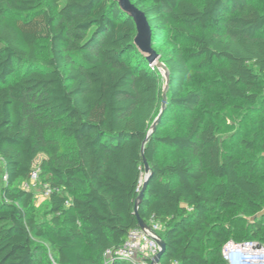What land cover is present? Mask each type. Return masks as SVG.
<instances>
[{"label": "trees", "instance_id": "trees-1", "mask_svg": "<svg viewBox=\"0 0 264 264\" xmlns=\"http://www.w3.org/2000/svg\"><path fill=\"white\" fill-rule=\"evenodd\" d=\"M132 1L147 14L153 45L170 34L190 44L158 58L171 74L167 109L195 112L186 131L160 135L164 113L146 140L165 83L115 0H0V264H128L106 252L139 227L143 147L151 175L139 214L162 224V263L225 264L229 239L264 243L263 219L229 216L261 208L264 175L255 160L243 171L219 123L201 114L190 66L194 56L213 68L228 89L224 105L264 114V8L255 0ZM263 132L264 118L251 137L235 136L257 156ZM159 146L173 157L158 160ZM40 156L41 179L53 188L45 221L37 193L21 186ZM37 238L47 243L41 259Z\"/></svg>", "mask_w": 264, "mask_h": 264}, {"label": "rangeland", "instance_id": "rangeland-1", "mask_svg": "<svg viewBox=\"0 0 264 264\" xmlns=\"http://www.w3.org/2000/svg\"><path fill=\"white\" fill-rule=\"evenodd\" d=\"M255 4L264 8V0H255ZM264 36V32L262 33ZM190 45L187 41L182 38H176L171 34L165 35L162 39H157L155 45L152 46L151 50L142 52L145 55H149L151 51H155L158 55L160 52L174 51L175 48H184ZM39 54L45 56V48L41 46ZM153 67H158V62L151 63ZM190 66L193 72V83L192 88L199 89L204 97L201 114L207 121L218 122L221 126L219 135L223 142L224 147L242 155L243 164L242 170L249 168L252 161L256 162V175H264V165L262 161L258 160L264 156V132L263 139L259 138L260 144H258L259 155L256 153L247 151L246 147L240 143L239 138L236 137V133L244 134L245 136H252L258 128V123L264 118V114L259 108H253L255 113H251L250 108L246 105L241 108V103L232 100L229 105H224V101L228 95V89L223 82H221L213 68L209 65L202 64L201 58L190 57ZM162 80L166 84L167 77L166 71L158 67ZM241 108V109H240ZM205 109V110H204ZM203 110V111H202ZM198 112V111H197ZM195 115V112H188L181 109H167L164 114V123L159 126V134H175L178 131H186L190 124V119ZM262 143V144H261ZM40 156L35 164V168H41L40 164L42 161ZM173 157V150L166 146L158 147V160L168 161ZM3 174L4 164L0 161V193L1 187L3 186ZM34 191L37 193L36 208L40 221L47 219L46 207L44 200L41 198L43 191V181L34 187ZM261 208L244 207L241 210H233L229 213V216L243 217L249 221H255L258 219L264 220V198L261 200ZM36 245L42 250L37 252L38 259H41L45 255L44 247H47V243L43 239H36Z\"/></svg>", "mask_w": 264, "mask_h": 264}, {"label": "built area", "instance_id": "built-area-1", "mask_svg": "<svg viewBox=\"0 0 264 264\" xmlns=\"http://www.w3.org/2000/svg\"><path fill=\"white\" fill-rule=\"evenodd\" d=\"M40 181L41 168H34L30 177L22 181L21 186L26 190L34 189ZM52 191L53 188L48 183H43L41 198L45 200ZM162 229V224L158 221H152L149 229L140 226L131 229L121 246L107 250L108 261L122 258L128 264H151L162 249L158 242ZM221 254L225 264H264V243L253 239H229L222 246ZM155 264L166 263L160 261ZM168 264H177V261Z\"/></svg>", "mask_w": 264, "mask_h": 264}, {"label": "water", "instance_id": "water-1", "mask_svg": "<svg viewBox=\"0 0 264 264\" xmlns=\"http://www.w3.org/2000/svg\"><path fill=\"white\" fill-rule=\"evenodd\" d=\"M115 2L118 3L120 10L125 13L128 17L132 18L137 26V37L135 40L136 46L141 52L149 51L151 50L153 46V29L152 26L149 22V19L147 17V14L145 11H143L141 8H139L132 0H115ZM149 62L153 63L155 61L158 62V67L162 68L164 71H166V77L167 81L163 89V101H162V108L159 113V115L156 117L153 125H152V131L150 135L147 137L146 140H150V136L156 131L163 114L165 113L167 109V91L170 88L171 84V79H170V71L167 65H165L163 62L158 61L159 55L155 53V51H151L149 55H146ZM142 157H143V162L145 166V173L148 175L147 178L145 179L143 183L142 190L137 197L135 201V208L134 212L135 215L137 216L139 226L143 229H149L150 225H148L140 216L139 214V206L141 204V201L145 195V190L148 184L149 177L151 175V168L149 165V162L147 160V157L144 152V147L142 149ZM158 242L161 246V251L160 253L154 258L151 264L158 263L162 260L164 257L165 251H166V242L163 239V237L159 236Z\"/></svg>", "mask_w": 264, "mask_h": 264}]
</instances>
